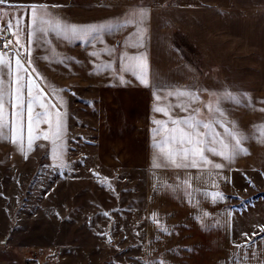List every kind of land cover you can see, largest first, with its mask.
<instances>
[{
  "label": "crops",
  "instance_id": "crops-1",
  "mask_svg": "<svg viewBox=\"0 0 264 264\" xmlns=\"http://www.w3.org/2000/svg\"><path fill=\"white\" fill-rule=\"evenodd\" d=\"M34 3L48 5L62 23L101 27L87 38L71 31L33 34L30 44L28 6ZM138 8L148 12L142 48L129 46L138 42L139 38L131 39L137 28L122 26L127 14ZM0 13V27L9 20L15 25L13 17L23 19L18 33L23 48L6 31L8 46L14 50L0 51V56L11 62L19 52L31 60L36 70L29 68L31 78L45 102L65 113L66 129L61 160L53 156L45 139L36 141L32 151L25 141V159L19 147L8 142L11 133L6 130L0 140V172L40 162L65 169L76 156L74 146L84 142L102 153L105 164L116 161L117 167L145 177L147 230L141 233V250L146 261L154 264L155 257H162L158 264H163L164 257L172 256V264H264V225L259 219L264 215V136L260 134L264 132L260 127L264 126V0H6ZM125 53L144 54L150 82L164 87H144L130 73L121 72L120 57ZM7 73L8 69H0L9 91L14 85ZM180 90H190L198 100L176 97ZM56 92L65 102L63 108ZM226 93L241 99L247 94L251 103L237 105ZM206 105L218 106L224 115ZM5 107L10 129L13 109L11 103ZM156 107L166 108L176 119L196 115L193 110L199 109L198 119L218 121L213 130L226 143H231L226 130L235 123L247 137L243 147L248 154L228 163L206 152L213 164L224 165L222 169L175 168L163 156L164 166L154 168L157 153L151 145L163 135L154 137V121L169 119L154 111ZM47 130L48 124L42 123L40 132ZM114 151L119 154L113 156ZM217 193L224 199L214 201ZM205 212L207 217L202 216ZM7 245V238L0 236V264L19 263Z\"/></svg>",
  "mask_w": 264,
  "mask_h": 264
},
{
  "label": "rangeland",
  "instance_id": "rangeland-1",
  "mask_svg": "<svg viewBox=\"0 0 264 264\" xmlns=\"http://www.w3.org/2000/svg\"><path fill=\"white\" fill-rule=\"evenodd\" d=\"M74 149L65 169L40 162L0 172V236L19 262L7 264H33L32 255L35 264H152L141 250L145 177L116 161L105 164L84 142ZM259 219L264 225V215ZM158 258L154 264L162 263ZM173 258L164 257L163 264Z\"/></svg>",
  "mask_w": 264,
  "mask_h": 264
},
{
  "label": "snow or ice",
  "instance_id": "snow-or-ice-1",
  "mask_svg": "<svg viewBox=\"0 0 264 264\" xmlns=\"http://www.w3.org/2000/svg\"><path fill=\"white\" fill-rule=\"evenodd\" d=\"M6 3V0H0V4ZM51 7H59V5H52ZM49 6L46 4H31L28 6L29 12V43L31 44V38L33 34H39L40 36L47 35L49 32L58 31H71L74 34H81L82 37L87 38L92 33L97 32L101 26H76L62 23L59 18L53 16L48 11ZM3 13H0L2 16ZM148 16L146 9L138 8L131 10L124 19L123 27H136L137 32L131 39H138L137 43L130 44V47L142 48L143 34L145 29L142 27L144 21ZM16 20V24L13 25L11 20L6 22V27H0V34L4 31H8L16 36V43L20 44L19 31L23 22L22 16L20 18L13 17ZM103 27H108L105 25ZM15 29V31H14ZM9 43H11L9 41ZM7 47L8 44H4ZM23 48V45L20 44ZM28 55L31 53L29 51ZM121 60V72H128L144 87H155L159 90L163 85H154L150 82L149 67L147 59L144 54H127L125 53L120 57ZM27 65V67L25 66ZM105 67L111 69V65ZM29 68L32 72L36 70L32 68V62L30 59L24 57L22 53L17 52L12 58L11 62L6 60L3 56H0V69H8V75L12 78L14 87L6 91L4 88L3 76L0 75V140L5 139L6 130H10L8 136V142L18 146L21 154L27 159V151L35 150L34 144L40 139H45L50 142L51 152L53 156L61 160L64 155V136L66 129L64 125L65 113L56 110V106L51 103H46L42 90L38 84L31 78ZM28 75V79H25V75ZM121 84L125 83L123 75L117 77ZM63 91V90H59ZM173 93H169L172 95ZM229 99L239 105L243 101L251 103L247 94H242V98L232 93H226ZM59 106L63 108L65 102L59 92H56ZM176 97L186 98L192 103L198 100V96L192 93L190 90H180L175 92ZM215 96V94H213ZM6 96L8 99L6 100ZM155 99L159 100L160 97L156 96ZM12 105V120L9 129V125L6 123V104ZM219 103V101H215ZM39 107L44 111L37 112L35 108ZM183 110L187 111L182 105H177ZM209 111H215L219 115L223 116L224 113L217 106L213 108L212 105H206ZM154 111L168 116L166 121H154L157 125L154 130V137L161 136L162 138L156 140L151 147L157 153L153 157L152 166L154 168H161L164 166L160 162V157L163 156L164 160L174 166L175 168H201L211 165L216 169H222L223 164L210 161L205 153H211L213 156H219L223 160L231 163L238 155H246L248 151L243 147L247 137L238 130V126L233 123L232 130H226L227 137L230 138L231 143H226L224 139L220 138L213 130V124L218 121H204L198 119L199 109L193 111L196 115L189 116L183 119H176L170 116V113L164 107H156ZM264 111V109H261ZM42 123L48 124V130L40 132V125ZM171 124L172 127H168ZM264 129V126H260ZM264 136V132L260 133ZM264 142V141H262ZM184 183L190 188L189 181ZM213 200H223L222 194H215ZM58 215V214H57ZM107 215V214H105ZM203 217H207L208 213H203ZM158 223V221H157ZM166 231V229H164ZM247 235V234H245ZM255 235V233L253 234Z\"/></svg>",
  "mask_w": 264,
  "mask_h": 264
},
{
  "label": "built area",
  "instance_id": "built-area-1",
  "mask_svg": "<svg viewBox=\"0 0 264 264\" xmlns=\"http://www.w3.org/2000/svg\"><path fill=\"white\" fill-rule=\"evenodd\" d=\"M4 44H8V36L6 31H4L2 34H0V51H5V50H14V47L9 44V46L4 47ZM31 261H33V264H35L37 257L35 255H32L31 257H29ZM32 264V263H30Z\"/></svg>",
  "mask_w": 264,
  "mask_h": 264
}]
</instances>
